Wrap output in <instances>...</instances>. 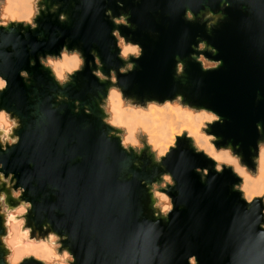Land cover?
<instances>
[{
  "label": "water",
  "instance_id": "water-1",
  "mask_svg": "<svg viewBox=\"0 0 264 264\" xmlns=\"http://www.w3.org/2000/svg\"><path fill=\"white\" fill-rule=\"evenodd\" d=\"M119 2L126 3L41 0L35 28L0 26V76L8 81L0 108L21 123L19 142L7 151L0 147V194L7 197L0 264L9 257L5 208L15 211L24 202L31 203L22 216L30 239L59 235L58 243L75 257L72 264H191V258L195 264H264L263 199L246 201L232 167L217 170L185 134L161 158L163 165L154 164L147 143L149 156L125 151L117 130L105 123L109 83L93 73L100 65L105 74L122 66L106 14L119 16ZM126 9L136 29L120 31L144 53L116 87L141 104L180 94L185 100L172 103L214 110L224 123H206L203 131L217 150L231 151L255 174L264 145V0H133ZM197 37L218 49L217 56L207 55L223 60L220 69L204 73L191 60ZM66 42L79 47L90 66L60 87L39 58L58 54ZM174 57L187 66L179 78ZM163 172L174 181L160 190L172 197L168 214L150 204ZM38 261L46 264L33 257L20 264Z\"/></svg>",
  "mask_w": 264,
  "mask_h": 264
},
{
  "label": "clouds",
  "instance_id": "clouds-1",
  "mask_svg": "<svg viewBox=\"0 0 264 264\" xmlns=\"http://www.w3.org/2000/svg\"><path fill=\"white\" fill-rule=\"evenodd\" d=\"M27 6L31 9L29 14L24 17L23 20H18L15 16L12 17L9 23H23L25 25H31L32 28L36 27L35 20L41 14L40 3L41 0H26ZM119 7L123 8V4H119ZM111 17L112 24L115 27L111 31V36L115 40V47L118 50L117 58L122 62V66L119 67L118 71L115 69V72L110 70L109 74H105L102 71V65H100L99 55L95 53V50H92L91 55L96 54V61L100 67L93 73L96 77L99 78V82L104 83L108 82L109 87L107 89V96L105 99V123L110 126V128L117 130L119 135V142L121 147L130 153H135L136 155L149 156L148 152L144 151L145 144L141 142L139 137L141 136V132L139 130L136 131L135 136L126 128L125 124L120 120L119 114L115 109H110L107 106V101L110 100L114 96H119L123 102L124 107H132V108H146L150 103H157L160 105L173 102L175 99H179L182 102L185 100L183 95L177 94L172 99H165L164 101L158 100H147L144 103H138L134 98H129L125 96L124 90L122 87H116L118 82L120 81L121 76H126L128 73L132 72L136 68L135 61H139L144 53V49L142 45L129 37L122 34L120 31L121 27L130 29L131 31H135L136 26L131 22V14L130 13H121L119 16H112L111 10H108L107 13ZM61 19H66V17H61ZM0 26L7 27L8 24L4 23V19L0 18ZM193 51L190 54L191 60L198 63L201 67V71L204 73L210 71H216L223 66V60L221 59H212L207 53H210L211 56H217L219 51L214 46L210 45L207 40L201 39L197 37V43L191 45ZM40 59L41 67L48 71L51 77L57 82L60 87H65L69 83H74L75 78L84 71L86 67H89L90 64L87 60V57L84 55V52L79 47L68 46V42H66L60 49L58 54H47L46 56H42ZM176 60L175 65V77L179 78L184 75L186 71V65L182 59L179 57H174ZM125 65H127L128 71H125ZM179 69V70H178ZM21 76L27 77L28 73L22 71ZM8 87V81L0 76V93L4 92ZM257 100H260L259 95H257ZM128 101H131V105H128ZM182 106L188 107L189 105L183 104ZM199 111H205L211 113L207 123L215 126L213 122H219L220 124L224 123L223 118L215 113L212 109H207L201 106V108L197 109ZM21 127L20 120L17 117H14L11 113L7 112L5 109L0 108V147H2L5 151L8 150L9 146H13L17 144L20 140V136L16 134L17 130ZM150 143V142H149ZM154 153V158H151L152 162L157 165H163L162 157L165 156V153L159 152L155 153V150H152ZM193 151L196 154H199L200 150L193 145ZM4 165L0 163V168H3ZM219 170V169H218ZM3 178V174L0 173V179ZM162 181L164 184L163 187L167 188L168 185H174V181L172 175L168 172H163L161 174ZM170 191V189H169ZM24 189H18L16 192L15 198L17 200L23 195ZM150 196L152 197V203L150 201L151 206L155 208H161V201L166 202V206L163 207V212L165 214L171 213L174 209V204L171 202L172 197L167 193H162L161 191L153 188L150 192ZM7 197L4 194H0V214H2L4 203L6 202ZM31 208L30 202L21 203L19 206V211L26 215L27 209ZM28 233L31 232V229H26ZM53 238L57 241H60L61 238L57 234H52ZM58 248H63L62 257L64 260V264H72L74 262L75 257L73 254L67 249L64 248L62 242L58 243ZM9 250V255H10ZM7 264H12V261L8 260ZM38 264L40 262L38 261ZM191 264H195L194 258H191Z\"/></svg>",
  "mask_w": 264,
  "mask_h": 264
},
{
  "label": "bare ground",
  "instance_id": "bare-ground-1",
  "mask_svg": "<svg viewBox=\"0 0 264 264\" xmlns=\"http://www.w3.org/2000/svg\"><path fill=\"white\" fill-rule=\"evenodd\" d=\"M21 9L23 15L27 16L31 9L27 6L26 0H6L5 11L10 12L15 9ZM108 104L116 110L120 119L125 116L129 120L134 121V127L140 130L142 134L147 137L148 144L155 150L156 153L168 150L165 145L171 136L175 135V129L180 127L184 123H190L195 125L198 130L196 132H190L191 136H194L196 145L199 148L205 149L207 154L209 153L215 162H222L227 165H237L236 160L226 151H217L213 147L210 139L212 137L202 133V126L208 121L210 116H207L203 111L197 113L196 111H190L181 107L178 104L166 103L163 106L155 105L154 109L150 108L147 111L136 110L135 108L125 109L123 102L119 96L112 97ZM201 127V128H200ZM175 138V137H174ZM172 139V138H171ZM150 142V143H149ZM176 143V142H175ZM258 165V178L252 179L247 171L238 167V172L243 176L242 184L240 188L245 192L248 199L247 202H253L252 195L254 194V188L257 186L260 189L264 188V147L260 148L259 157L257 159ZM218 170V169H217ZM166 206V202L161 201ZM22 221L16 220L15 223L8 227V235L10 239L7 240L6 246L8 249L11 247L14 249L15 262L14 264H20L25 256H32L37 260H41L47 264L49 259H52L54 248L49 243L45 244L42 254H33L31 250V244L27 243L25 238H28V232L22 228ZM28 236V237H27ZM46 249V250H45Z\"/></svg>",
  "mask_w": 264,
  "mask_h": 264
},
{
  "label": "rangeland",
  "instance_id": "rangeland-1",
  "mask_svg": "<svg viewBox=\"0 0 264 264\" xmlns=\"http://www.w3.org/2000/svg\"><path fill=\"white\" fill-rule=\"evenodd\" d=\"M5 5H6V0H0V18H3L4 19V23L6 24H9V21H11L12 17L15 16L18 20H23L25 15H23V12L22 10L19 8V9H15L13 11H10V12H6L5 11ZM109 100L107 101V106L110 108V109H114L112 108L109 104H108ZM128 105H131L129 102H127ZM169 104H178V105H181V103L179 101H176L174 103L170 102ZM155 105H159V106H163V105H160V104H156V103H152V104H149L146 108H135L136 110H144V111H147L148 109L150 108H153L154 109V106ZM181 107H183L184 109H187V110H190V111H194L190 108H187V107H184L181 105ZM132 107H125V109H130ZM117 110V109H116ZM155 110V109H154ZM118 111V110H117ZM197 112V111H196ZM203 111H199L197 113H202ZM205 112V111H204ZM207 116H210L211 113L209 112H205ZM126 126V128L133 134V136H135L136 134V131L138 130L137 128L134 127V121L133 120H129L126 116L125 118L122 117L120 119ZM207 123V122H206ZM206 123L204 124V126H202L201 130H202V133L205 134V132L203 131L205 129V126H206ZM198 130V128L195 126V125H192L190 124L189 122L187 123H184L182 124L179 128L177 127L175 129L174 132H176L175 135L171 136V138L168 140V143L165 145L167 148H169L168 150H164L163 153H165V155L168 153V151L170 150V148H172L174 145H175V142H176V138L177 137H181L183 136L184 134L188 137V138H191L194 142V145L196 146V148H198L200 151H202L203 153H205L208 157L212 158V156L207 152L205 151V149L203 148H199L197 145H196V142H195V138L194 136H191L190 135V132H196ZM140 131V130H139ZM206 135V134H205ZM208 136V135H207ZM175 137V138H174ZM210 137V136H209ZM139 139L141 140V142H145L148 144V140H147V137L144 135V134H141V136L139 137ZM212 140H214V138L212 137V139H210V141L212 142ZM213 144V143H212ZM149 145V144H148ZM150 146V145H149ZM151 147V146H150ZM213 147L215 148V146L213 145ZM264 147L261 146L260 148ZM216 149V148H215ZM152 147H151V151H152ZM217 151H226L228 152L237 162V165H227L225 163H222V162H216L217 163V169L221 170L222 166L225 165V166H228V167H232L234 172L243 180V176L240 175V173L238 172V167H240L241 169H244L245 171L248 172V174L250 175V177L252 179H257L258 178V165H257V171L255 174H253L252 172H250L245 166H243L241 163H240V160L233 155V153L229 150H217ZM153 152V151H152ZM156 153V152H155ZM214 159V158H212ZM164 184V182L161 180L160 183L158 184H155L153 186V188H156L157 190H161V189H165V187H163L162 185ZM242 184V183H241ZM241 186V185H240ZM240 191L242 192L243 194V197L248 201L247 197H246V194L245 192L239 187ZM254 194L252 195V198L254 201L256 198H262L263 199V204H264V188L263 189H260L258 186L256 188H254ZM14 195L16 196V193H14ZM162 207L160 208L162 213L163 212V207H164V204L161 203ZM5 212L7 213V224H8V227L15 223L16 220H20L22 221V228L26 231V229L24 228V220L22 218V216L24 215L23 213H21L19 211V208L15 211H7V209L5 208ZM165 214V213H164ZM11 235V234H10ZM10 235H8L5 239L6 243H7V240L10 239ZM29 236V237H28ZM28 238H25L24 240H26L27 243H30L31 244V250L33 252V254H42L43 250H44V246L45 244L49 243L50 245L53 246L54 248V252L52 255V259H49L47 261V264H64V260H63V257H62V254H59L58 253V241L56 239L53 238V236L50 238V239H47V240H35V239H30V235L28 233ZM10 255L8 257V260L12 261V264H14L15 260L14 259V256H12V253H14V249L11 247L10 249ZM46 250V249H45ZM28 257H32V256H25L23 258V260L25 258H28Z\"/></svg>",
  "mask_w": 264,
  "mask_h": 264
},
{
  "label": "flooded vegetation",
  "instance_id": "flooded-vegetation-1",
  "mask_svg": "<svg viewBox=\"0 0 264 264\" xmlns=\"http://www.w3.org/2000/svg\"><path fill=\"white\" fill-rule=\"evenodd\" d=\"M135 1V0H134ZM125 2L126 3H123V8H121V7H119L118 5L119 4H121V2H119L118 4H117V6H118V9H116V12L118 13V14H121L122 12L123 13H126V5L129 3V2H133V0L131 1V0H125ZM189 18H190V16H189ZM158 183H160V181L158 182ZM158 183H156V184H158Z\"/></svg>",
  "mask_w": 264,
  "mask_h": 264
}]
</instances>
